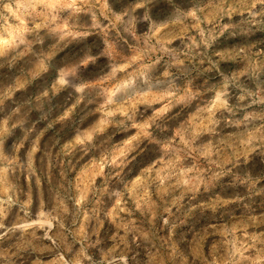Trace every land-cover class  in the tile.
I'll list each match as a JSON object with an SVG mask.
<instances>
[{"label": "rangeland", "instance_id": "obj_1", "mask_svg": "<svg viewBox=\"0 0 264 264\" xmlns=\"http://www.w3.org/2000/svg\"><path fill=\"white\" fill-rule=\"evenodd\" d=\"M0 264H264V0H0Z\"/></svg>", "mask_w": 264, "mask_h": 264}]
</instances>
